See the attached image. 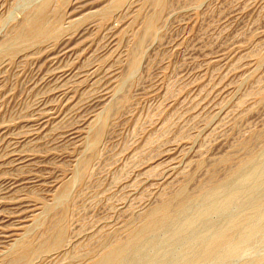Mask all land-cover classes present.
<instances>
[{
	"label": "rangeland",
	"instance_id": "rangeland-1",
	"mask_svg": "<svg viewBox=\"0 0 264 264\" xmlns=\"http://www.w3.org/2000/svg\"><path fill=\"white\" fill-rule=\"evenodd\" d=\"M44 1L0 0V42L8 37L11 27L24 21L23 11L27 13L25 10L30 11ZM110 1L68 0L67 8L62 9V17H66L60 24L63 36L59 35L57 42L45 40L40 43L41 47L38 43L26 42L21 45L23 50L20 52L21 46L18 47L16 57L11 59L14 63L10 61V65V59L0 60V264L15 249V243L44 231L42 228L47 226L50 217L44 210L50 206L56 208V212L62 208L66 210L67 245L64 239L65 246L47 252L48 255L41 254L29 264L33 261V264H54L58 258L61 260L58 264H90L92 257L100 253L102 240L114 236L112 234H121L127 222L129 224L135 217L138 219L155 205L161 192L170 191L171 187L175 189L188 175L191 180L185 184V189L193 194L196 186L206 179L214 161L225 154L231 155L232 164L236 163L244 156L239 149L241 141L250 139L251 147L260 154L255 158L258 162L254 160L256 163L244 170H247L244 177L263 170L264 150L260 142L251 137L264 130V0H167L168 6L161 13L157 32L147 38V42L144 40L133 70H128L125 62L132 44L129 39L140 34L143 19L154 9L149 4L142 6L144 0H128L117 14L96 24L94 11L107 8ZM80 3H85L82 9ZM71 7L76 8L72 10ZM75 15L80 22L73 25L72 21L77 20ZM81 20L86 24H79ZM75 25L82 27H76L77 30ZM118 36L123 37L122 40ZM42 43L43 46L46 43V48ZM33 49L38 53L32 54ZM257 51L261 53L260 58L263 54L262 62L257 58ZM19 54L25 56L22 58ZM20 59L27 61L25 65H19L23 63ZM259 88L262 89L258 91ZM124 98L127 102L122 106L124 109L120 110L119 105V111L115 110L114 106ZM167 118L173 125L168 124ZM168 125L170 129L167 130ZM100 126L102 137L93 146L91 136L94 128L96 131ZM164 129L168 132L166 135ZM149 141H152V150L145 146ZM143 149H146L145 159ZM146 154L149 155L146 157ZM83 160H88L86 179H80ZM224 169L222 166L217 169L219 177ZM94 172H98L97 175ZM239 181L240 177L227 186L211 189L215 194L213 201H208L204 195L198 196L167 228L150 232L139 250L129 254L121 264H183L199 249L201 240L224 233L231 221L236 223L238 235L231 249L193 264H264V213L258 206L264 197V175L256 180L248 179L244 185L237 184ZM60 184L67 186L64 199L63 196L56 198ZM168 184L175 188H169ZM160 188L162 190H158ZM208 208L210 211L204 218L191 223L196 213ZM254 212L257 230L246 227L244 222ZM68 225L72 226L70 231ZM28 227L30 231L26 233ZM23 231L26 234L23 235ZM80 231L87 233L80 234ZM74 232L78 236H74ZM90 233L95 237L89 236ZM92 237L96 238L94 242ZM79 242L89 245L81 246ZM77 245L79 249L76 247V250ZM70 251L71 256L67 254ZM62 254L65 257H60ZM66 255L69 258L66 259Z\"/></svg>",
	"mask_w": 264,
	"mask_h": 264
},
{
	"label": "bare ground",
	"instance_id": "bare-ground-1",
	"mask_svg": "<svg viewBox=\"0 0 264 264\" xmlns=\"http://www.w3.org/2000/svg\"><path fill=\"white\" fill-rule=\"evenodd\" d=\"M128 2V0H112V1H110L111 2V4H110V2L108 3L109 4V6L107 5V8H103L102 10L99 8L98 9V11L96 10V11H94L95 13H97V14H95L94 13V15H95V18H93L94 17V15H92L91 13V15L93 16L92 18L95 20V21H97L96 22V24H98V22H99V20L100 21H103V20H108L107 18H110V16L114 13H116L117 14V10L122 6V5H124V2L125 3H127ZM21 2V1H20ZM35 2V1H34ZM70 3H71V5L73 4L72 3V1H69ZM132 2V1H131ZM134 2V1H133ZM143 2V5L142 6H144V4H147V6H148V4L150 5V7L152 6V8L154 9H152L153 10V13L152 14H149V16L148 17H145L144 19H143V27H142V30H141V32H140V34L138 33V35H137V33H136V35L131 39V40H133L132 42H131V40L129 39V41H130V43L129 44H131V46L129 47V50L127 51L128 53H126V54H128L127 55V61L125 60V62H127L128 63V70H133L135 67H136V65L138 64L137 63V59H139L138 58V55H139V52H141V49H142V45L143 44H145V42H144V40L146 41V39L147 38H152V36L153 35H155L156 33L155 32H157L156 30V27H157V23L161 20L160 19V16H161V13H163V11H164V9H165V11H166V7L168 6L167 5V0H144V1H142ZM141 2V3H142ZM199 2V1H198ZM40 3V2H39ZM67 3H68V0H45L44 2H42L40 5H38V6H36L35 5V7L32 9V10H30L29 11V9L28 10H25V11H27V13L26 12H24L23 11V17H24V19H23V17L21 18V19H23L24 21L21 23V24H17V25H15V26H13V27H11L10 29H11V31L9 30V32H10V34L8 35V37L6 38V39H3L4 41L0 44L1 46H0V49L2 48V50H1V54H0V60L2 59L3 60V58L4 59H10L9 60V64H10V61H12L11 59L13 58V57H16V56H14V55H16L17 54V52H18V47H20L21 45H25L24 43H26V42H32V43H38L39 45H40V43L41 42H43V41H45L46 40V42H47V40H49L48 41V43L49 42H52V41H58L57 39L59 38V35L60 34H63L61 31H60V29H61V26H60V24H61V22H62V19H63V17H65V16H63L62 17V9L65 7V6H67ZM82 3V2H81ZM81 3H80V5H81ZM105 3V2H104ZM196 3V2H195ZM69 4V3H68ZM79 4V3H78ZM78 4H75L74 6H76V5H78ZM85 4V3H84ZM84 4H82L81 5V8L80 7H78V8H80V9H82V6L84 5ZM129 4V3H128ZM132 4V3H131ZM189 4V3H188ZM70 5V6H71ZM191 5V4H190ZM105 6V5H104ZM104 6H102V7H104ZM146 5L144 6V7H147ZM169 6H170V4H169ZM101 7V8H102ZM106 7V6H105ZM139 8L141 7L140 6V4H139V6H138ZM186 7H188V6H186ZM65 8H67V7H65ZM70 8V7H69ZM76 8V7H75ZM75 8H73L72 9V7H71V9L72 10H74ZM97 8V7H96ZM122 8H123V6H122ZM127 8V7H126ZM129 8V7H128ZM141 8H143V7H141ZM140 8V9H141ZM190 8H191V6H190ZM135 9V8H134ZM140 9L139 10H137V11H139L140 12ZM150 9V8H149ZM69 10V9H68ZM76 10H78V9H76ZM75 10V11H76ZM100 10V11H99ZM142 10V9H141ZM29 11V12H28ZM87 11V10H86ZM116 11V12H115ZM119 11H120V9H119ZM164 11V12H165ZM73 12V11H72ZM83 12H85V10L83 11ZM122 12V11H121ZM147 12V11H146ZM149 12V11H148ZM26 13V14H25ZM64 13V12H63ZM81 13V12H80ZM79 13V14H80ZM134 13V12H133ZM138 13V12H137ZM81 14H83V13H81ZM80 14V16H82ZM84 14H86V12L84 13ZM99 14V15H98ZM135 14V13H134ZM133 14V15H134ZM141 14V16L142 17H144L143 16V14L142 13H140ZM164 14H166V13H164ZM64 15V14H63ZM65 15H66V13H65ZM77 15H78V13H77ZM77 15H75V16H77ZM87 15V14H86ZM89 15V14H88ZM96 15H98L97 17V19H96ZM119 15V14H118ZM138 15V14H137ZM140 15H138V17H139ZM140 16V17H141ZM72 17H74V16H72ZM71 17V18H72ZM83 17H84V15H83ZM86 17V16H85ZM114 17H115V15H114ZM120 17V16H119ZM137 16H136V14H135V18H136ZM66 18V17H65ZM79 17L77 16V20L75 19L74 21H72L73 22V25L76 23V21L77 22H80V19H78ZM81 18V17H80ZM86 18H88V16L86 17ZM90 18H91V16H90ZM89 18V19H90ZM91 18V19H92ZM112 18H113V16H112ZM111 18V19H112ZM20 19V18H19ZM70 19V18H69ZM74 19V18H73ZM88 19V20H89ZM90 19V20H91ZM93 19H92V21H93ZM114 19V18H113ZM120 19V18H119ZM132 20H133V17L131 18ZM79 20V21H78ZM83 20V19H82ZM82 20H81V22H82ZM105 20V21H106ZM132 20H131V22H130V25H134V23L132 22ZM136 20H137V18H136ZM85 21H87L86 19H85ZM20 22V21H19ZM84 22V21H83ZM79 23V24H84V23ZM88 22V21H87ZM135 22V21H134ZM141 22H142V20H141ZM64 23H65V21H64ZM67 23V22H66ZM65 23V24H66ZM89 23V22H88ZM87 23V24H88ZM102 23V22H101ZM104 23V22H103ZM131 23H133V24H131ZM72 24V23H71ZM70 24V25H71ZM85 24H86V22H85ZM84 24V25H85ZM90 24V23H89ZM160 24V23H159ZM69 25V26H70ZM98 25H100V24H98ZM97 25V26H98ZM128 25V24H127ZM138 25H139V22H138ZM141 25V26H142ZM162 25V24H161ZM63 26V25H62ZM68 26V25H67ZM66 26V27H67ZM72 26V25H71ZM70 26V27H71ZM77 26H79V25H75L74 26V29H77L78 27ZM73 27V26H72ZM77 27V28H76ZM80 27H82V25H80ZM79 27V28H80ZM108 27V26H107ZM159 27V26H158ZM65 28V27H64ZM67 28H69V27H67ZM78 28V29H79ZM70 29V28H69ZM69 29H68V31H69ZM74 29H72L71 28V30L70 31H73ZM77 29V30H78ZM86 29V28H85ZM84 29V30H85ZM124 30L126 29V27L125 28H123ZM66 30V29H65ZM64 30V31H65ZM107 30H109V29H107ZM127 30H128V27H127ZM129 30H130V28H129ZM158 30H159V28H158ZM67 31V30H66ZM67 31V32H68ZM69 31V32H70ZM120 31V30H119ZM61 32V33H60ZM74 32V31H73ZM117 32V31H116ZM124 32H126V31H124ZM66 33V32H65ZM74 34V33H73ZM121 34V33H120ZM117 35H119V34H117ZM125 35V34H124ZM124 35H122V36H124ZM5 36V35H4ZM60 36H63V35H60ZM128 36H129V34H128ZM131 36V35H130ZM129 36V37H130ZM6 37V36H5ZM125 37H127V36H125ZM118 38H119V40H122V38L120 39V36H118ZM51 40V41H50ZM118 39H116V41H117ZM118 40V41H119ZM60 41H61V37H60ZM117 41V42H118ZM147 42V41H146ZM59 43V42H58ZM125 43V42H124ZM28 44V43H27ZM46 44V43H45ZM45 44H44V46H45ZM29 45V44H28ZM31 45V44H30ZM30 45H29V47H30ZM52 45H53V43H52ZM55 45H57V43L55 44ZM123 45V44H122ZM27 46V45H26ZM42 46H43V43H42ZM43 46V47H44ZM47 46V45H46ZM54 46V45H53ZM125 46V45H124ZM29 47H28V49H29ZM32 47V46H31ZM33 47H36L35 46V44H34V46ZM40 47H41V45H40ZM48 47H50L51 48V46H48ZM23 48H25V47H23ZM44 48H46V47H44ZM43 48V49H44ZM145 48V47H144ZM22 49V46L20 47V52L23 50H21ZM39 49V48H38ZM24 50H26V49H24ZM29 50H31V48L29 49ZM29 50H26L27 52L29 51ZM144 50V49H143ZM262 50V49H261ZM260 50V51H261ZM26 51L24 52V53H26ZM259 51V52H260ZM31 52V51H30ZM33 52H37V51H35V49H33V51H32V54H33ZM119 52V51H118ZM258 52V51H257ZM256 52V53H257ZM258 52V53H259ZM29 53V52H28ZM28 53H26L27 55H28ZM38 53V52H37ZM258 53H257V55H258ZM264 53V52H263ZM23 54V53H22ZM31 54V53H30ZM31 54V55H32ZM141 54V53H140ZM144 54V53H143ZM142 54V55H143ZM21 54H19L18 56H20ZM141 55V56H142ZM255 56H256V54H254ZM261 55V53H259V55H258V57L257 58H259V60H260V62H262V60L261 59H263L264 57H263V54H262V56H261V58L259 57ZM23 56H25V54L24 55H22V56H20V57H22L23 58ZM117 56H118V53H117ZM140 56V55H139ZM31 57V56H30ZM263 57V58H262ZM25 58V57H24ZM28 58H29V56H28ZM32 58V57H31ZM142 58V57H141ZM19 59V58H18ZM125 59H126V56H125ZM21 60V59H20ZM26 59H24V61H25ZM99 60V59H98ZM116 60V59H115ZM120 60V59H119ZM258 60V59H257ZM256 60V61H257ZM4 61V60H3ZM3 61H2V63H3ZM19 61V60H18ZM22 61V60H21ZM121 61V60H120ZM119 61V62H120ZM13 62V61H12ZM23 62V61H22ZM27 62V61H26ZM26 62H23V63H19V65L20 64H24L25 65V63ZM14 63V62H13ZM16 63H17V61H16ZM6 64H7V62H6ZM12 64V63H11ZM10 64V65H11ZM0 65H1V62H0ZM3 65V64H2ZM125 65H127L126 63H125ZM9 66V65H8ZM1 67V66H0ZM22 67V66H21ZM124 67V66H123ZM122 67V68H123ZM139 67V66H138ZM258 67V66H257ZM126 68V67H125ZM1 69V68H0ZM124 69V68H123ZM125 70V69H124ZM124 73V72H123ZM130 74V73H129ZM132 76V75H131ZM130 76V77H131ZM134 76V75H133ZM120 78V77H119ZM124 78V77H123ZM126 78V77H125ZM121 79V78H120ZM127 79H129V78H127ZM126 79V80H127ZM122 80V79H121ZM139 80V79H138ZM137 80V81H138ZM254 81V80H253ZM256 81V80H255ZM254 81V82H255ZM123 82V81H122ZM122 82H121V84H122ZM124 83V82H123ZM138 83V82H137ZM135 84V83H134ZM169 86V85H168ZM167 87V86H166ZM171 87H172V85H171ZM134 88V87H133ZM168 88V87H167ZM263 88V87H262ZM261 88V89H262ZM176 89V88H175ZM260 88L258 89V91L259 90H261ZM165 90H167V89H165ZM174 90V89H173ZM93 91V90H92ZM172 91V90H171ZM171 91L169 92V93H171ZM168 92V91H167ZM92 93V92H91ZM175 93V92H174ZM260 93V92H259ZM261 93H262V91H261ZM264 93V92H263ZM89 94V93H88ZM248 94V93H247ZM250 94H252V93H250ZM91 95V94H90ZM166 95V94H165ZM173 95V94H172ZM171 95V96H172ZM263 95V94H262ZM261 95V96H262ZM85 96V95H84ZM174 96H175V94H174ZM252 96H253V94H252ZM256 96V95H255ZM260 96V97H261ZM89 97V96H88ZM119 97H121V96H119ZM169 97H170V94H169ZM244 97V96H243ZM247 97V96H246ZM246 97H244V98H246ZM249 97V96H248ZM259 97V96H258ZM263 97H264V95H263ZM86 98H87V96H86ZM86 98H85V100H86ZM90 98V97H89ZM262 98V97H261ZM130 99V98H129ZM247 99V98H246ZM252 99V98H251ZM250 99V100H251ZM257 99V98H256ZM260 99V98H259ZM92 100V99H91ZM243 100H245V99H243ZM249 100V99H248ZM80 101H82V100H80ZM254 101H256V100H254ZM261 101V100H260ZM244 102V101H243ZM257 102V101H256ZM255 102V103H256ZM127 102L125 101V98L124 99H122V101H120L118 104H116L115 106H114V108H116L115 110H117L118 108V106L119 105H121L119 108H120V110H121V108H123L122 106H123V104H126ZM253 103V102H252ZM238 104H240V102H238ZM159 105V104H158ZM157 105V106H158ZM177 105V104H176ZM175 105V106H176ZM254 105V104H253ZM77 106H79V105H77ZM81 106V105H80ZM156 106V105H155ZM240 106H241V104H240ZM106 107V106H105ZM124 107H126V106H124ZM77 108V107H76ZM81 108V107H80ZM154 109L156 108V107H153ZM165 108V107H164ZM178 108V107H177ZM181 108V107H180ZM78 109V108H77ZM76 109V110H77ZM104 108H102V110H103ZM111 109H113V108H111ZM124 109V108H123ZM128 109V108H127ZM191 109H193V106H192V108ZM79 110V109H78ZM126 110V109H125ZM125 110H124V112H125ZM118 111H119V109H118ZM117 111V112H118ZM117 112L115 113V114H117ZM123 112V111H122ZM152 112V111H151ZM156 112V111H155ZM170 112V111H169ZM96 113V112H95ZM107 113V112H106ZM113 113V112H112ZM126 113V112H125ZM125 113H124V115H125ZM157 114H158V112H156ZM156 113H154V114H156ZM175 113H173L172 115H174ZM120 115H123V113L122 114H119V117H120ZM149 115V114H148ZM150 115H151V113H150ZM110 116V115H109ZM157 116V115H156ZM167 116V115H166ZM169 116V115H168ZM177 116V115H176ZM96 117V116H95ZM98 117H100V116H98ZM118 117V118H119ZM151 117V116H150ZM154 117H155V115H154ZM117 118V119H118ZM171 118V117H170ZM191 118V117H190ZM190 118H188V119H190ZM168 120V124L170 123L171 124V121H169L170 119L169 118H167ZM177 119V118H176ZM100 120V119H99ZM98 120V121H99ZM105 120V119H104ZM134 120V119H133ZM187 120V119H186ZM97 121V120H96ZM95 121V122H96ZM115 121V120H114ZM140 121V120H139ZM146 121V120H145ZM164 121V120H163ZM187 121H190V120H187ZM201 121V120H200ZM90 122V121H89ZM206 122V121H205ZM145 123V122H144ZM143 123V124H144ZM173 123V122H172ZM188 123V122H187ZM192 123V122H191ZM89 124V123H88ZM146 124H148V123H146ZM150 124V123H149ZM179 124V123H178ZM194 124H196V123H193V125ZM95 125V124H94ZM142 125V124H141ZM165 125H167V124H165ZM164 125V126H165ZM171 125H173V124H171ZM184 125H185V123H184ZM187 125V124H186ZM191 125V124H190ZM192 125V126H193ZM89 126V125H88ZM163 126V125H162ZM101 128H99V129H97L96 131H95V128H94V134L91 136L92 138H91V143H92V145L93 146H95L97 143H98V141L101 139V135H102V133H103V128H102V126H100ZM136 127V126H135ZM138 127V126H137ZM170 126L168 125L165 129H167V128H169ZM135 129V128H134ZM139 129V128H138ZM164 129V130H165ZM170 129V128H169ZM172 129H173V126H172ZM179 129H181V128H179ZM189 129V128H188ZM191 129V128H190ZM137 130V129H136ZM168 130V129H167ZM167 130H165V132L163 131V133L165 134V133H168V132H166ZM88 131V130H87ZM107 131V130H106ZM138 131V130H137ZM140 131V130H139ZM155 131H158L157 129L155 130ZM162 131H160V133L162 132ZM179 131V130H178ZM185 131V130H184ZM187 131V130H186ZM190 131V130H189ZM251 131V130H250ZM89 132V131H88ZM181 132V131H180ZM179 132V133H180ZM136 132H134V134H135ZM163 133H161V136H162V138H163ZM176 132H174V134H175ZM186 133V132H185ZM254 133H256V132H254ZM154 134V133H153ZM159 134V133H158ZM133 135V134H132ZM166 135V134H165ZM183 135V134H182ZM188 135V134H187ZM191 135V134H190ZM254 135V134H253ZM86 136V135H85ZM135 136V135H134ZM156 135H154V137H155ZM160 136V134L158 135V137ZM179 136V135H178ZM189 136V135H188ZM252 136V135H251ZM104 137H106V136H104ZM146 138L148 137L147 135L145 136ZM157 137V136H156ZM155 137V138H156ZM254 137V138H253ZM165 138V137H164ZM249 138V137H248ZM251 138H253L254 140L253 141H258V142H260V144H261V148L264 150V130L263 131H258L254 136H252ZM149 139V138H148ZM154 139V138H153ZM158 139V138H157ZM192 139V138H191ZM146 140V139H145ZM160 140V142H161V140L162 139H159ZM193 140V139H192ZM85 141H86V139H85ZM142 141H144V140H142ZM147 141V140H146ZM155 141H156V139H155ZM166 141V140H165ZM169 141V140H168ZM175 141V140H174ZM160 142H158V143H160ZM162 142H164V140L162 141ZM143 143V142H142ZM157 143V142H156ZM155 143V144H156ZM168 142H166V144H167ZM251 143H252V141H250V139L249 140H243V141H241L240 143H239V149H242L243 150V154H244V156L242 157V158H240L236 163H234V164H232V162H231V155L229 156V155H223L222 157H220L218 160H216V161H214L213 163H212V166H211V168H210V170H209V172H208V175H207V177H206V179L205 180H203V181H201V183H199L197 186H196V190H195V192L193 193V194H190V193H188L187 191H186V189H185V184L187 183V182H189V180H191V178H190V176H186V177H184V180L182 181V182H180V184L179 185H177V187L175 188L174 186L175 185H169V188L171 187V186H173L175 189H173L172 187V191H171V188H170V191H168V190H166V192H161V191H159V192H161V194H159V196H158V198H157V196L155 197V198H157V200H156V202H155V200H153V203L155 202V205H153L152 207H150L149 209H147L144 213H143V215H141V216H139V217H137L138 219H136V217H135V220L133 219L129 224H128V222H127V224L125 225V227H124V229L122 230L123 232L121 233V234H112V235H114V236H112V237H108V236H106L104 239L102 238V237H100V238H102L103 240V242L102 243H100L101 244V251H100V253L98 254V255H96V256H94V257H92L93 259H92V261L91 262H88V263H90V264H121V263H124V262H126L125 261V259L128 257V255L129 254H131V253H134V252H137L138 250H139V248H140V245L143 243V242H145V240H146V237H147V235L150 233V232H154L155 233V231H159V230H162V229H164V228H167L170 224H172V222H174L176 219L175 218H177L176 216L177 215H179V214H181L183 211H184V209H186V206L190 203H192V201H194V200H196L197 198H198V196H203L204 195V197H205V199H208V201H213L214 200V196H215V194H214V192L213 191H211V189H213L214 187H216V186H220L221 187V185L223 186H227V185H229V184H231V182L233 181V180H235V179H238L239 177H240V181L237 183V184H239V185H244L247 181H248V179H257L259 176H263L264 175V163L262 164L263 165V170H261V171H256L255 173H253L251 176H248V178L246 177H244L245 176V172L247 171V170H249V169H247V168H249L250 167V164H251V166L253 165L252 163H256V162H254V160H256L255 158L256 157H258L260 154H258V151H255L254 150V147L252 148L251 147ZM144 144H146V143H144ZM161 144H164V143H161ZM160 144V145H161ZM152 145V141H149V142H147V144L145 145V146H147V148H149L150 146ZM156 145H158V147H159V144H156ZM256 145H257V143H256ZM256 145H253V146H255V148H256ZM122 146V145H121ZM125 146V145H124ZM140 146H141V143H140ZM142 147V146H141ZM126 147H124V149H125ZM142 148H144V146L142 147ZM146 148V147H145ZM154 148V147H153ZM150 149H151V147H150ZM150 149H148V150H150ZM165 149H167V148H165ZM238 149V150H239ZM262 149H261V151H262ZM121 150H123L122 148H121ZM144 150H146V149H143V153H142V155L144 154V153H146V151L144 152ZM148 150H147V152H148ZM152 150V149H151ZM150 150V151H151ZM140 151V150H139ZM150 151H149V154H150ZM164 150H162V152H163ZM153 151H151V153H152ZM234 152V151H233ZM230 153V152H229ZM260 153V152H259ZM138 155H139V153H137ZM148 154V155H149ZM153 154V153H152ZM155 155L157 154V153H154ZM140 155H141V153H140ZM147 154H146V157L148 156ZM199 155H202L201 153L199 154ZM151 156H153V155H151ZM150 156V158H153V157H151ZM197 156V155H196ZM139 157V156H138ZM111 158V157H110ZM143 158H144V155H143ZM88 160L89 159H91V158H87ZM136 159H138V158H136ZM145 159V158H144ZM234 159V158H233ZM88 160H83V162H82V168H83V171H82V173L80 174V179H84L85 178V175H86V171L88 170H86V168H87V163H88ZM204 160V159H203ZM207 160V159H206ZM206 160H204V161H206ZM142 161H145V160H142ZM257 161V160H256ZM261 161V158H260V160H259V162ZM90 162V161H89ZM258 162V161H257ZM138 163H140V162H138ZM143 163V162H142ZM90 164V163H89ZM206 164V163H205ZM161 165V164H160ZM159 165V166H160ZM197 166H200V163L198 162L197 163ZM220 166H222V167H225V171H224V174L221 176V177H219L218 176V174H217V169L220 167ZM204 167V166H203ZM89 168V167H88ZM153 168V167H152ZM151 168V171L154 169H152ZM155 168H157L156 166H155ZM245 169H247L245 172H244V170ZM148 171V170H147ZM150 171V170H149ZM159 171V170H158ZM208 171V170H207ZM154 172V171H153ZM157 172V171H156ZM155 172V173H156ZM160 172V171H159ZM198 172V171H197ZM244 172V173H243ZM252 172V171H251ZM90 173V172H89ZM88 173V174H89ZM96 173H98V172H96ZM95 172L93 173L94 175H97ZM144 173L145 174H147L146 173V171H144ZM3 174V173H2ZM74 174V173H73ZM76 174V173H75ZM85 174V175H84ZM142 174V173H141ZM140 174V175H141ZM145 174H142V175H145ZM151 175H152V173H150ZM150 174H149V176H150ZM157 174V173H156ZM179 174H180V171H179ZM182 174V173H181ZM140 175H139V177H140ZM198 175V174H197ZM220 175V174H219ZM73 176V175H72ZM89 176V175H88ZM116 176V175H115ZM153 176V175H152ZM154 176H155V174H154ZM84 177V178H83ZM104 177V176H103ZM146 177H147V175H146ZM150 178H151V176H150ZM158 178V177H157ZM179 178V177H178ZM195 178V177H194ZM86 179V178H85ZM87 179H88V177H87ZM198 179V178H197ZM115 180V179H114ZM113 180V181H114ZM82 181V180H81ZM87 181V180H86ZM104 181V180H103ZM112 181V182H113ZM177 181V180H176ZM176 181H174V182H176ZM193 181H194V179H193ZM118 182V181H117ZM177 182H179V181H177ZM176 182V183H177ZM63 183V182H62ZM67 182H65V184H66ZM84 184H85V181L83 182ZM95 183V182H94ZM167 183H169V182H167ZM173 183V182H172ZM233 183V182H232ZM64 184V183H63ZM115 183H113V185H114ZM166 184V183H165ZM62 184H60V186H61ZM75 185V184H74ZM83 186V185H82ZM81 186V187H82ZM94 186V185H93ZM127 186V185H126ZM133 186V185H132ZM223 186V187H224ZM264 186V185H263ZM95 187V186H94ZM161 187H163L162 185H161ZM66 188H67V186L66 185H63V186H61V188L57 191V192H55L56 194H57V196H56V198L57 197H60L61 198V196H63V195H66L65 193H66ZM85 188H86V186H85ZM84 188V189H85ZM93 188V187H92ZM127 188V187H126ZM165 188V187H164ZM163 188V189H164ZM262 188V187H261ZM70 189H71V187H70ZM83 189V190H84ZM86 189H88V188H86ZM108 189V188H107ZM110 189V188H109ZM118 189H120V188H118ZM166 189H168V187L166 186ZM190 189V188H189ZM106 190V189H105ZM158 190H162L161 188L160 189H158ZM158 190H157V192H158ZM258 190V189H257ZM108 191V190H107ZM78 192H81V191H78ZM83 192V191H82ZM158 192V193H159ZM89 192H87V194H88ZM232 193V192H231ZM230 193V194H231ZM67 194H69V193H67ZM101 194V193H100ZM77 195V194H76ZM85 195V194H84ZM112 195V194H111ZM114 195H116V194H114ZM232 195V194H231ZM241 195V194H240ZM155 195L153 194V197H154ZM74 197H76V196H74ZM82 198H84V197H82ZM91 198V197H90ZM106 198V197H105ZM111 198V197H110ZM63 199H64V196H63ZM67 199V198H66ZM108 199H109V197H108ZM200 199V198H199ZM61 200V199H60ZM89 200V199H88ZM107 200V199H106ZM105 200V201H106ZM258 200V199H257ZM65 201V200H64ZM77 201V200H76ZM85 201H86V199H85ZM100 200H98V202H99ZM108 201V200H107ZM63 202V201H62ZM83 202V201H82ZM49 203V202H48ZM72 203V202H71ZM56 204V203H55ZM74 204H76V203H74ZM60 205V204H59ZM71 205V204H70ZM47 206H49V205H46V207ZM258 206L262 209V211H263V213H264V197L262 196V198L260 199V201H259V203H258ZM70 207V206H69ZM81 208V207H80ZM145 208V207H144ZM259 208V209H260ZM45 209V208H44ZM47 209V208H46ZM44 210L45 212H44V214H47L48 213V215L50 216L49 217V220H48V224H47V226L45 227V228H42V229H44V231L42 232V230H39V231H41L42 233L39 235H37L36 237L34 236V238H28V239H23V240H21L20 242H18V244H16L15 243V245L16 246H14L15 247V249L14 250H11V252L8 254V255H6V258L4 259V258H2V259H4L3 261H4V263L3 264H29L34 258L35 259H37L36 257L37 256H39V255H41V254H44V253H47V252H50V251H56V250H58V249H60L61 247H63V245H64V239H66V245H67V241H68V239H67V237L65 238V235H66V233L68 234V232L66 231V227H67V225L65 224V222H66V219L68 218V217H66L67 216V214H66V210L65 209H61L60 211L59 210H57L58 212H56L55 211V209L53 208H51V206H50V208H48L47 210ZM71 209V208H70ZM75 209V208H74ZM77 210V209H76ZM46 211H48V212H46ZM80 211V210H79ZM78 211V212H79ZM210 211V209L208 208V209H204V210H202V211H200V212H198V213H196V215H195V217H194V219H193V221L191 222V223H195L197 220H201L202 218H204L206 215H207V213ZM70 212V211H69ZM68 213V212H67ZM73 213V212H72ZM256 212H254V213H252V214H250V215H248L247 216V218L244 220V222L246 223L245 225H246V227H249V228H251V229H255V230H257L258 228L256 227V225L254 224V219L256 218V214H255ZM74 214V213H73ZM72 214V215H73ZM69 215V214H68ZM71 215V214H70ZM69 215V216H70ZM75 215V214H74ZM81 215V214H80ZM128 215V214H127ZM47 216V215H46ZM45 216V217H46ZM76 216V215H75ZM123 216V215H122ZM39 217V216H38ZM44 217V218H45ZM83 217V216H82ZM124 217V216H123ZM126 217V216H125ZM124 217V218H125ZM214 217V216H213ZM46 219V218H45ZM70 219V218H69ZM79 220H80V217H79ZM83 220V219H82ZM174 220V221H173ZM70 221H71V219H70ZM70 221H69V223H70ZM74 222H75V220H74ZM73 222V223H74ZM77 222V221H76ZM30 223V222H29ZM41 223V222H40ZM67 223V222H66ZM71 223H72V221H71ZM126 223V222H125ZM88 224V223H87ZM45 225V224H44ZM66 225V226H65ZM70 225V224H69ZM68 225V226H69ZM28 226V225H27ZM196 226V225H195ZM38 227V226H37ZM72 227V226H71ZM70 226L68 227V230L71 228ZM187 227V226H186ZM35 228V227H34ZM81 229H82V227H80ZM84 228V227H83ZM104 228V227H103ZM103 228H102V230H103ZM215 228V227H214ZM213 228V229H214ZM25 229H27V227L25 228ZM24 229V230H25ZM41 229V228H40ZM86 229V226H85V228H84V230ZM87 229H88V226H87ZM236 229H237V225H236V223L233 221H231V222H228V224H227V228H226V230H225V232L224 233H222V232H218V233H216L215 235H214V237L212 238V239H210V240H201L200 241V247H199V249L198 250H196V252H194L192 255H190L186 260H185V262L183 263V264H193L194 262H198V261H205V260H208L209 258H211L213 255H216V254H218L219 252H221V251H223V250H227V249H231V246H232V244H233V242H234V240H235V238H236V236H238L237 234H236ZM79 230V229H78ZM89 230V229H88ZM97 230V229H96ZM220 230V229H219ZM26 231V230H25ZM25 231H23V235L24 234H26L27 232H29L30 230H29V227H28V231H26V233H25ZM70 231V230H69ZM76 232H77V234H78V231L77 230H75ZM98 231V230H97ZM38 232V231H37ZM107 232V231H106ZM80 234L81 233H83V232H79ZM85 233H87V231H85L83 234H85ZM93 233V232H92ZM94 233L96 234V232L94 231ZM98 233H99V231H98ZM116 233V232H115ZM33 234V233H32ZM31 234V235H32ZM36 234V233H35ZM74 234H75V232H74ZM77 234H75L74 236H78ZM91 234V233H90ZM88 234L89 236H93L94 234ZM101 234V233H100ZM105 234H107V233H103V235H105ZM256 234V233H255ZM22 235V234H21ZM23 235H22V238H23ZM102 235V234H101ZM102 235V236H103ZM110 235V234H109ZM257 235V234H256ZM28 236V235H27ZM67 236H69V235H67ZM83 236V235H82ZM88 236V237H89ZM99 236V235H98ZM262 236H263V234H262ZM25 237V236H24ZM29 237H31L30 236V233H29ZM71 237V236H70ZM94 237H95V235H94ZM94 237H92L93 239H94ZM97 237V236H96ZM254 237V236H253ZM69 238V237H68ZM77 238V237H76ZM87 238V237H86ZM91 238V239H92ZM99 238V239H100ZM21 239V237L19 238V240ZM90 239V240H91ZM99 239H97V240H99ZM96 240V238L93 240V242ZM101 240V239H100ZM74 241V240H73ZM84 241V240H83ZM71 242V241H70ZM89 241H87V243H88ZM97 242V241H96ZM99 242H101V241H99ZM99 242H97V243H99ZM260 242V241H259ZM74 243H75V245L77 244V242H73V245H74ZM80 243V245H81V243L82 242H79ZM78 243V244H79ZM92 243V242H91ZM258 243V242H257ZM72 244V243H71ZM93 245L95 244V243H92ZM73 245H71V246H73ZM83 245V244H82ZM81 245V246H82ZM84 245H86V246H88L86 243L84 244ZM83 245V246H84ZM93 245H90V246H92L93 247ZM263 245V244H262ZM65 246V245H64ZM80 246V247H81ZM74 247V246H73ZM73 247H72V249H73ZM76 247H78V249H79V246L77 245V246H75V248ZM92 247H90V249L92 248ZM97 247V246H96ZM254 247V246H253ZM83 249H84V247H82ZM252 248V247H251ZM72 249H71V251H72ZM94 249V247L92 248V250ZM259 249V248H258ZM64 250V249H63ZM76 250H77V248H76ZM86 250V249H85ZM87 250H89V248L87 249ZM98 250V249H97ZM260 250V249H259ZM59 251H61V250H59ZM66 251V250H65ZM64 251V252H65ZM71 251H70V253H67V254H71ZM84 251V250H83ZM83 251H81V254H83L82 252ZM90 251V250H89ZM88 251V252H89ZM96 251V250H95ZM246 251V250H245ZM76 252V251H75ZM79 252V251H78ZM255 252V251H254ZM94 253V252H93ZM98 253V252H97ZM244 253H246V252H244ZM253 253V252H252ZM259 253V252H258ZM263 253V252H262ZM261 253V254H262ZM64 254V253H63ZM62 254V255H63ZM84 254H85V252H84ZM236 254V253H235ZM260 254V253H259ZM5 255L3 256V257H5ZM45 255V254H44ZM44 255H42V256H44ZM47 255H48V253H47ZM59 255V254H58ZM58 255H57V257H58ZM60 255V257H65V255ZM78 256H79V254H77ZM87 255V254H86ZM90 255H92V254H90ZM237 255V254H236ZM241 255V254H240ZM239 255V256H240ZM246 255V254H245ZM42 256H40V258L42 257ZM71 256V255H70ZM77 256V257H78ZM93 256V255H92ZM45 257V256H44ZM57 257H55L56 259H57ZM84 257V256H83ZM82 257V258H83ZM87 257H90V256H87ZM246 257V256H245ZM67 258H69V256H67L66 255V259ZM237 258V257H236ZM235 258V259H236ZM248 258V257H247ZM2 259H1V261H2ZM65 259V258H64ZM77 259V258H76ZM80 259V258H79ZM88 259H90V258H88ZM87 259V260H88ZM253 259V258H252ZM54 258L52 259V262L54 263ZM58 260L59 261H61L60 260V258H58ZM57 260V261H58ZM70 260V259H69ZM82 260V259H81ZM220 260V259H219ZM249 260H251V259H249ZM249 260H248V262H249ZM257 260V259H256ZM42 261V260H41ZM57 261H55V263L56 264H58V262ZM66 261V260H65ZM64 261V262H65ZM80 261V260H79ZM253 261H254V259H253ZM258 261V260H257ZM34 262V261H33ZM33 262H32V264H33ZM48 262V261H47ZM68 262V261H67ZM74 262H75V260H74ZM85 262V261H84ZM1 263V262H0ZM43 263V262H42ZM54 263V264H55ZM63 263V262H62ZM70 263H71V261H70ZM256 263V262H255ZM45 264V263H44ZM66 264V263H65Z\"/></svg>",
	"mask_w": 264,
	"mask_h": 264
}]
</instances>
